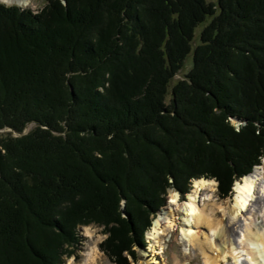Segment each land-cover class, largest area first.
I'll return each instance as SVG.
<instances>
[{
    "label": "trees",
    "instance_id": "1",
    "mask_svg": "<svg viewBox=\"0 0 264 264\" xmlns=\"http://www.w3.org/2000/svg\"><path fill=\"white\" fill-rule=\"evenodd\" d=\"M263 157L264 0L0 4V264H62L104 221L131 264L169 188L226 198Z\"/></svg>",
    "mask_w": 264,
    "mask_h": 264
},
{
    "label": "bare ground",
    "instance_id": "2",
    "mask_svg": "<svg viewBox=\"0 0 264 264\" xmlns=\"http://www.w3.org/2000/svg\"><path fill=\"white\" fill-rule=\"evenodd\" d=\"M3 2L13 3L16 1L3 0ZM260 165L261 167L252 171L251 175L236 182L233 209L227 211L222 205L218 206L224 216H230L229 223L233 226L232 231L237 235L241 234L239 217L240 215L246 216V223L241 227L243 232L241 244L237 245L236 242L230 243L231 246L228 244L229 239L225 231L227 228L224 226V218L211 220L210 216L216 212L217 203L200 207L202 192L207 189L216 191L217 182L199 179L195 181V189L189 194L186 202L180 203L179 194L171 193L170 209L160 215L149 233L152 245L150 253L147 255L149 260L146 264H159L158 257H156L158 253L155 252V249L156 247L161 249L164 237L170 232H174L176 225L181 226L186 245L200 248L206 264H219L222 259L226 258L225 253L229 255L228 260L234 259L235 264H244L242 261H245V264L246 262L264 264V223L259 225L253 219L254 206L256 205L261 208L259 213L264 218V162ZM174 206L179 207L178 213ZM203 226L207 228V232L199 230ZM220 245L223 246L221 249ZM216 249H218V256L215 254ZM244 256L245 258L242 259ZM91 260L94 261V257Z\"/></svg>",
    "mask_w": 264,
    "mask_h": 264
},
{
    "label": "rangeland",
    "instance_id": "3",
    "mask_svg": "<svg viewBox=\"0 0 264 264\" xmlns=\"http://www.w3.org/2000/svg\"><path fill=\"white\" fill-rule=\"evenodd\" d=\"M15 1L16 2L8 3V4L11 5V4H17V2H20V3H24L26 5L28 3V5H30L32 8L39 9V8L43 7V5L46 2V0H31V1H29V0H21V1L15 0ZM0 2L3 3V0L2 1L0 0ZM24 4H22V5H24ZM202 29H203L202 25L196 29V39L194 41L195 45L199 41V35H200ZM192 66H193V51L186 58L185 65H184L183 69L181 70V72L178 75L175 76L174 81H177V80L181 79L182 77H184V75L192 68ZM72 91L74 92V88ZM171 99H172V90L170 89V93L167 96V103L168 104L171 102ZM239 122L240 121H237L234 119L232 120V123L236 126V128H239V126H240ZM33 127H34V125H32V124L29 125L28 127H26V129L23 131L22 134H27ZM4 131L10 132L11 129L8 128V129H5ZM14 134L16 136L20 135L16 132H14ZM263 159H264V157H263ZM263 159H262L261 164L264 162ZM258 167H261V165L257 166L253 170V172L256 171ZM253 172H251L249 175H251ZM249 175H247V176H249ZM245 177H243V178H245ZM243 178L241 180H243ZM202 179H204V178H202ZM241 180H237V181H241ZM170 182H172L171 178H170ZM236 182H235V184H236ZM235 184H234V186H235ZM194 189H195V181L192 182L190 191L192 192ZM175 191L176 190L174 188L168 189V191H167V194H168V196H167L168 197L167 207L165 209H163V211H161L162 209L159 210L160 213L158 212V214H156V216L153 218L152 228H153L154 222L160 217V215L170 209L171 193L175 192ZM189 194H188V196H189ZM188 196L182 195V197L180 198L181 199L180 203L186 202L188 199ZM212 203H217V207H216V212L210 216L211 220H213V219L220 220L221 218H224V226L227 228V230H225V231H226V234H227L228 239H229L228 244L234 243V242H236L237 245L241 244V242H242L241 236L243 233L241 227H243V225H245V223H246V216L240 215V217H239V219L241 221V223L239 224V231L241 234L237 235V234H235L234 231H232L233 226L229 223L230 216H224L222 210L218 209V206H220V205H222L224 208H226L227 211H230L231 209H233L234 203H235V188L230 193V195L226 198H222L220 196L219 191H218V187H217L216 191L208 190V189L204 190L201 194V205H200V207H202V206L206 207L207 205L212 204ZM254 207H255L254 208L255 212H253L254 213V218H253L254 222L261 225L264 223V218L259 213L261 208L257 205ZM122 208L125 211V201L122 202ZM174 208L176 209V213H178L177 209H179V207L174 206ZM36 213L38 215L41 214L39 211H36ZM39 216H41V215H39ZM124 216H126L125 213H124ZM32 220H35V219L33 218ZM33 222H35V221H33ZM104 223L92 222L89 225H85V226L80 225L79 228L77 229V240H76V242L73 245L69 244L68 246H66L67 253L64 254V256L62 257V264H90V263L91 264H114L111 261V259L104 252H102L100 249L101 243L107 237L110 236V228L112 227V225L106 226L105 221H104ZM152 228H151V230H152ZM151 230L146 233L145 238L147 240L146 243H148L147 246L145 245V246L134 247V250L136 251V258L134 260L132 258H130L131 264H146L147 261L149 260L147 255H149L150 247L152 245V242L149 239V233L151 232ZM199 230L207 232V228L205 226L199 228ZM53 232L54 231H49L47 229V234L54 236ZM184 240L185 239L183 237L181 226L176 225L175 231L170 232L168 235H166L164 237L161 249H158V247H156V249H155V252L158 253L156 255V257H158L157 258L158 263L159 264H206L204 256L202 255L200 248L193 246V245H191V246L186 245ZM33 245L38 250L39 247L35 243L34 240H33ZM230 246H231V244H230ZM219 247L221 249L223 246L220 245ZM218 249H216V252H215L216 256H218V254H217ZM96 250H97V252H96ZM70 251L72 252L71 254H70ZM92 256L95 259L94 261L91 260V259H93ZM225 256H226V258L222 259L219 262V264H235L234 259L228 260V257H229L228 254L225 253ZM243 258H245V256L242 257V259ZM242 262L245 264V261H242ZM246 264H249V263L246 262Z\"/></svg>",
    "mask_w": 264,
    "mask_h": 264
},
{
    "label": "water",
    "instance_id": "4",
    "mask_svg": "<svg viewBox=\"0 0 264 264\" xmlns=\"http://www.w3.org/2000/svg\"><path fill=\"white\" fill-rule=\"evenodd\" d=\"M71 90H73V88H71Z\"/></svg>",
    "mask_w": 264,
    "mask_h": 264
}]
</instances>
